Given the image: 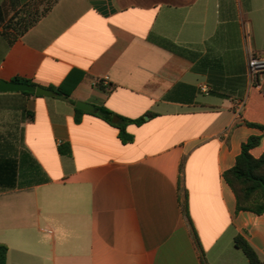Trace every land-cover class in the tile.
<instances>
[{
    "label": "crops",
    "instance_id": "crops-1",
    "mask_svg": "<svg viewBox=\"0 0 264 264\" xmlns=\"http://www.w3.org/2000/svg\"><path fill=\"white\" fill-rule=\"evenodd\" d=\"M251 53L264 56V0H0V81L75 103L0 92L7 264H249L237 236L264 263V214L237 213L224 179L262 135L243 120L264 94ZM77 102L145 122L124 144L95 112L77 121Z\"/></svg>",
    "mask_w": 264,
    "mask_h": 264
},
{
    "label": "trees",
    "instance_id": "trees-1",
    "mask_svg": "<svg viewBox=\"0 0 264 264\" xmlns=\"http://www.w3.org/2000/svg\"><path fill=\"white\" fill-rule=\"evenodd\" d=\"M13 81L35 85L31 81L22 78H15ZM53 90L57 96L69 100L73 105L75 104L70 100V94L66 93L63 88ZM23 93L34 95L27 92ZM244 99V96L241 97V101ZM75 113L76 120L79 121L84 111L75 107ZM95 115L119 129V136L124 144L132 143L134 140V137L127 131V125H140L145 122L144 118L134 120L117 116L120 122L113 123V117L116 115L106 107H96ZM243 120L247 126L260 130L262 135L251 136L242 144L241 153L237 157L234 167L224 173V179L236 196L237 213L252 212L260 216L264 214V94L254 93L250 96ZM60 153L62 155H71V147H61ZM181 171H183V164ZM182 209L190 223L196 243L203 254L190 218L186 193L182 203ZM234 243L245 254L249 264H264L245 238L237 236L235 237ZM7 254L8 248L0 245V264H7Z\"/></svg>",
    "mask_w": 264,
    "mask_h": 264
},
{
    "label": "water",
    "instance_id": "water-1",
    "mask_svg": "<svg viewBox=\"0 0 264 264\" xmlns=\"http://www.w3.org/2000/svg\"><path fill=\"white\" fill-rule=\"evenodd\" d=\"M0 92L1 93H19L27 92L34 94L36 96H55L56 92L45 89L40 86H34L26 83H18L14 81H0ZM76 108L86 111V112H95V107L91 104L84 102H77ZM119 118L117 116L113 117V123H118Z\"/></svg>",
    "mask_w": 264,
    "mask_h": 264
},
{
    "label": "built area",
    "instance_id": "built-area-1",
    "mask_svg": "<svg viewBox=\"0 0 264 264\" xmlns=\"http://www.w3.org/2000/svg\"><path fill=\"white\" fill-rule=\"evenodd\" d=\"M249 74L251 77L252 88H257L262 84L264 79V56H257L253 53L249 58ZM108 79L100 81L101 84L108 86ZM245 107V99L237 103L238 119H242V112Z\"/></svg>",
    "mask_w": 264,
    "mask_h": 264
}]
</instances>
